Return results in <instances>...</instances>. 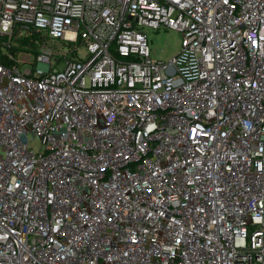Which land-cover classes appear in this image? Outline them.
Returning a JSON list of instances; mask_svg holds the SVG:
<instances>
[{"label": "built area", "instance_id": "1", "mask_svg": "<svg viewBox=\"0 0 264 264\" xmlns=\"http://www.w3.org/2000/svg\"><path fill=\"white\" fill-rule=\"evenodd\" d=\"M0 264H264V0H0Z\"/></svg>", "mask_w": 264, "mask_h": 264}, {"label": "rangeland", "instance_id": "2", "mask_svg": "<svg viewBox=\"0 0 264 264\" xmlns=\"http://www.w3.org/2000/svg\"><path fill=\"white\" fill-rule=\"evenodd\" d=\"M144 31L146 32L148 37L149 54L153 59L166 61L171 59L179 52L181 46V33L179 31L163 26L157 28L144 27ZM54 42L56 43L54 44L56 47L67 49V45L58 40L49 41V43ZM85 54L86 48H84L83 46H79L77 50V56L83 57ZM26 66L30 65L28 64ZM29 140L30 146L34 150H41L39 142L36 139H33L30 136Z\"/></svg>", "mask_w": 264, "mask_h": 264}, {"label": "trees", "instance_id": "3", "mask_svg": "<svg viewBox=\"0 0 264 264\" xmlns=\"http://www.w3.org/2000/svg\"><path fill=\"white\" fill-rule=\"evenodd\" d=\"M19 44L17 46V48L15 49H27V50H31V51H34L35 52V49H34V44H28V41L26 38H22V39H19ZM21 43H24V44H21Z\"/></svg>", "mask_w": 264, "mask_h": 264}]
</instances>
